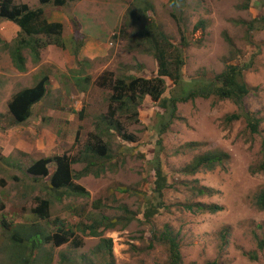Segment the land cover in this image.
I'll list each match as a JSON object with an SVG mask.
<instances>
[{"label": "rangeland", "instance_id": "374dc122", "mask_svg": "<svg viewBox=\"0 0 264 264\" xmlns=\"http://www.w3.org/2000/svg\"><path fill=\"white\" fill-rule=\"evenodd\" d=\"M14 2L42 7L43 19L63 28L59 36L41 37L46 47L38 60L23 51L21 72L11 56L20 29L0 19V264L29 259L11 238L34 225L47 234L64 228L70 238L61 246L45 244L30 264H174L166 234L176 237L180 264H264V208L258 202L264 191V0H72L63 7ZM147 19L184 53L182 81L169 83L162 98L182 99L229 66H244L250 90L244 111L216 96L178 102L172 115L149 96L129 112L119 109L112 84L158 75L154 54L135 36ZM46 75V97L18 124L10 102ZM248 112L260 122L256 133ZM233 114L243 118L229 123ZM110 123L118 131L107 134ZM99 137L110 159L72 165L79 176L74 183L88 195L54 190L55 158H87L84 149ZM217 155L227 157L213 170L192 173L198 159ZM42 160L50 161V175L30 174ZM157 167L168 186L160 202L152 190ZM42 201L50 204L49 218L40 220L35 210ZM213 205L222 211L205 210ZM155 206V215L145 218ZM94 221L101 236L86 229ZM105 223L114 226L106 229ZM102 243L110 251L99 250Z\"/></svg>", "mask_w": 264, "mask_h": 264}, {"label": "trees", "instance_id": "16d2710c", "mask_svg": "<svg viewBox=\"0 0 264 264\" xmlns=\"http://www.w3.org/2000/svg\"><path fill=\"white\" fill-rule=\"evenodd\" d=\"M69 1L72 0H40V3L43 6L53 4L57 7H63ZM43 15L44 10L42 7L37 10H33L30 9L26 4L15 3L14 0L0 1V19L12 22L20 29L19 34L14 41L15 46L11 56L14 66L21 72L26 71V59L23 56L24 50L29 49L33 58L38 60L41 51L46 47L45 45L41 44V37L45 36L52 38L62 34V24L48 23L47 20L43 19ZM146 21L148 24L143 26L142 29L139 28L135 33V36L138 37L139 47H143L144 50L154 54L159 67L158 75L152 79H147L144 77H129L128 80H125L119 78L115 83L116 85L112 84L111 89L114 92L112 102L118 103L120 106L119 109L129 112L130 110L134 109L136 105H138V102H141L144 97L149 96L153 101L160 103V109L164 111L170 109L172 115L176 110V103L178 102L186 103L198 97L209 99L211 96H216L222 100H231L239 107V109L244 111L245 98L250 93L247 84L243 80L242 69L244 66H229L225 72L216 76L214 80L210 82H203L204 85H199L197 88H194L182 95V99H176L173 97H169L168 99L162 98L168 90L169 83L173 82V84L178 85L182 81L181 70L185 63L184 53L180 47L179 49L174 43H172L169 37L155 22L150 19H147ZM181 40L182 46L187 47V41L184 38H181ZM80 46L81 44L78 46V48H80ZM170 53L172 55H169ZM173 66H175V68L172 71ZM108 75L109 74L107 73L101 78L104 79L108 77ZM49 82V76L46 75L34 87L25 89L13 97L9 104V110L18 124L26 122L31 117L34 106L40 103L43 98L46 97L49 91ZM108 82L110 81L106 80L104 85H106ZM110 109H112V106ZM115 113L116 110L113 109L111 110L110 115L114 117ZM244 116L249 122V127L252 132L256 133L258 131L257 129L259 128V120H251V115L249 112L245 113ZM242 118V114H233L232 116H229L227 120L230 123L239 121ZM106 127L108 129L107 134L112 129L118 131V128L112 123L109 125L107 124ZM116 135L121 138L119 132H116ZM127 139L129 141H133L129 139V137ZM84 150V154L87 156V158H82V160H74L67 155L55 158V161L57 162V168L51 176V186L54 190L63 189V192L66 190L69 191V193H71V191H77L83 195H88L84 188L74 183L76 177L79 176H75L74 173H72V165L76 162H88V165L93 167V162L87 161L88 159L92 157H97L98 159L99 157L103 159H110V152L108 150V144L105 143L100 137L98 138V141L95 145L89 144ZM226 157L227 155H217L198 159L195 163V166H192V173L197 172L199 169L213 170L216 166L224 162L223 159ZM49 162L50 161L42 160L35 163L29 169V173L35 176H49ZM260 170L264 171V163L261 165ZM86 172L89 173L90 169H87ZM155 175L156 181L154 182V188L152 190L156 193V200L160 202L163 198V191L168 186L166 185V179L163 176L160 167L156 168ZM258 202L261 208H264V191L260 194ZM49 205L50 204L48 201H42L41 204L36 208L35 214H37L40 220L49 218ZM198 206V209L200 210L205 208L199 204ZM158 208L160 207L155 206L154 209L151 207L152 210L149 209V211L145 213V218L155 215L157 212L156 209ZM189 210L192 211L193 207H189ZM205 210H209L211 213H216L222 211V207L213 205L207 207ZM103 220H105L104 217H102V221ZM113 226V224L106 225L105 223L104 228L108 229L112 228ZM86 229L93 231L92 234L94 236H101L100 231H97L100 228H98L96 221H94L89 227H86ZM61 231L62 233L59 234H47L44 230H39L37 225H34L25 228V233L22 236L14 233L11 238L12 242L14 245L19 246L21 254L23 253L26 255L28 252L29 256V259H24V261L19 264H30L29 260H33L35 252L40 251L45 244L53 243L56 246L66 244L69 241L70 234L64 228ZM164 239L170 241L171 254L174 260L173 263L180 264L182 257L176 237H172L171 234H166ZM263 248L264 241H262L260 244V249ZM102 249L110 251V245L108 244V246H106L104 243H102L99 250Z\"/></svg>", "mask_w": 264, "mask_h": 264}]
</instances>
